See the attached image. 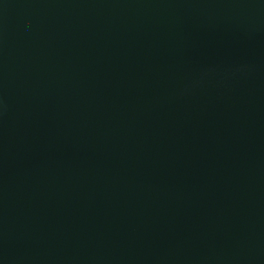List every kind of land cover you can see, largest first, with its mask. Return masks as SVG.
<instances>
[{"label": "water", "instance_id": "1", "mask_svg": "<svg viewBox=\"0 0 264 264\" xmlns=\"http://www.w3.org/2000/svg\"><path fill=\"white\" fill-rule=\"evenodd\" d=\"M0 264H264V0H0Z\"/></svg>", "mask_w": 264, "mask_h": 264}]
</instances>
